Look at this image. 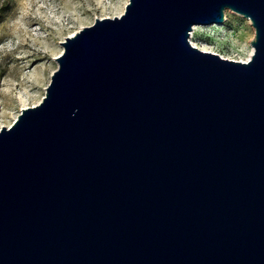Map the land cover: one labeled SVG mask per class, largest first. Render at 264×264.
Masks as SVG:
<instances>
[{"label": "water", "instance_id": "water-1", "mask_svg": "<svg viewBox=\"0 0 264 264\" xmlns=\"http://www.w3.org/2000/svg\"><path fill=\"white\" fill-rule=\"evenodd\" d=\"M226 10L248 61L190 42ZM61 44L0 129V264H264V0H129Z\"/></svg>", "mask_w": 264, "mask_h": 264}, {"label": "rangeland", "instance_id": "rangeland-1", "mask_svg": "<svg viewBox=\"0 0 264 264\" xmlns=\"http://www.w3.org/2000/svg\"><path fill=\"white\" fill-rule=\"evenodd\" d=\"M128 3L129 0H0V8L11 6L0 23V129L11 126L18 117L23 109L21 98L28 102L27 107L42 101L58 69L56 58L63 52L61 43L67 37L91 26L96 19L114 18L115 9L123 8L122 15ZM194 37L195 42L207 44L222 58L241 61L252 52L255 29L242 15L226 10L222 25H201L200 33Z\"/></svg>", "mask_w": 264, "mask_h": 264}, {"label": "bare ground", "instance_id": "bare-ground-1", "mask_svg": "<svg viewBox=\"0 0 264 264\" xmlns=\"http://www.w3.org/2000/svg\"><path fill=\"white\" fill-rule=\"evenodd\" d=\"M115 12V14H113V16H119L122 12H123V8L122 9H120V8H118V9H115L114 10ZM249 20V19H248ZM250 21V20H249ZM219 26V25H218ZM200 28H201V25H196L194 28H193V32H192V34H191V44L194 46V47H196V48H198V49H200V50H202V51H205V52H211V53H215V54H219V53H217L213 48H211V47H209L207 44H200V43H198V42H195V37H194V35L197 33H200ZM73 34L74 33H72L70 36H73ZM242 36V35H241ZM253 53H254V49L252 48V52H251V54L249 55V57L247 58V59H243V60H241L242 62H245V61H248V60H250V58H251V56L253 55ZM220 56H223V55H221V54H219ZM224 58V57H223ZM38 81L40 82V79H38ZM21 102H22V104H23V108L24 107H27L29 104H28V102H26V100H24V99H22L21 98ZM36 104V103H35Z\"/></svg>", "mask_w": 264, "mask_h": 264}, {"label": "trees", "instance_id": "trees-1", "mask_svg": "<svg viewBox=\"0 0 264 264\" xmlns=\"http://www.w3.org/2000/svg\"><path fill=\"white\" fill-rule=\"evenodd\" d=\"M10 9H11V6L9 4L0 8V23L2 22L5 15L10 11Z\"/></svg>", "mask_w": 264, "mask_h": 264}]
</instances>
